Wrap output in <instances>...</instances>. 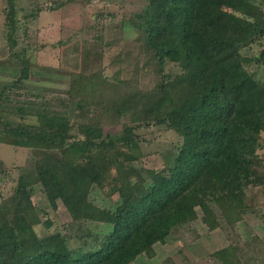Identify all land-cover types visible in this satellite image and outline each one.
Listing matches in <instances>:
<instances>
[{
  "label": "trees",
  "instance_id": "1",
  "mask_svg": "<svg viewBox=\"0 0 264 264\" xmlns=\"http://www.w3.org/2000/svg\"><path fill=\"white\" fill-rule=\"evenodd\" d=\"M7 2L5 38L22 68L12 83L0 81V105L11 90L16 88L19 95L30 78L26 52L14 53L20 9L16 0ZM145 2L129 29L140 34L149 57L145 68L155 72V79L147 85L141 81L129 94L119 89L118 75L110 80L101 68L85 74V62L79 74L82 93H75L78 109L85 105L95 111L97 104L104 106V113L81 124V139L68 144V106L59 111L56 105H39L38 125L15 124L0 116V143L33 151L32 168L20 174L12 194L1 203L5 223L0 226V264H130L141 255L153 258L155 245L164 244L177 230L185 232L198 219V207L210 231L222 227L220 219L227 226L242 220L248 193L262 181L255 164L261 160L264 81L248 67L264 64V49L255 56L244 52L264 40L263 8L253 0ZM91 53L86 50L85 61ZM95 57L101 62V55ZM169 66L181 74H168ZM34 109L33 104L20 112ZM116 122L123 133L112 140L102 124ZM139 123L167 126L182 139L161 170L139 169L116 153L123 146L139 145L132 137V125ZM2 166L0 160V172L6 176ZM111 170L118 175L108 192L120 198L114 210L90 199ZM33 177L51 183L57 194L50 200L53 208L61 202L73 222L101 224L110 231L102 238L89 231L86 238L92 242L83 236L78 248H72L62 232L39 235L37 226L50 229L52 223H43V213L32 200ZM234 250L228 246L212 259L232 264Z\"/></svg>",
  "mask_w": 264,
  "mask_h": 264
},
{
  "label": "rangeland",
  "instance_id": "2",
  "mask_svg": "<svg viewBox=\"0 0 264 264\" xmlns=\"http://www.w3.org/2000/svg\"><path fill=\"white\" fill-rule=\"evenodd\" d=\"M253 1L264 11V0ZM16 2L21 21L16 34L18 45L14 53L26 52L30 61V78L24 82L22 91H18L19 95L16 88L11 90L8 100L0 105V116L4 121L38 125L36 114L39 112V105H56L59 106V111L68 106L66 111L69 112L71 127L68 144L71 145L82 138L81 124L87 123L90 116L104 113V106L97 104L93 105H96L95 111L85 105L82 110L78 109L80 99L75 93H82L79 74L85 62L88 65L85 74L101 68L103 76L110 80L115 81V76L118 75V84L122 85H119V89L124 88L129 94H134L133 90L141 86V81L147 82V85L155 79V72L145 68L149 57L143 52L140 34L129 29V24L135 22L134 18L145 6V0H74L70 4L68 0ZM39 9L42 11L39 12ZM6 10L7 0H0V81L10 84L20 76L22 65L17 57H12L13 52L5 38L8 33ZM260 43L261 45L256 44L250 50H245L244 54L258 55L264 49V40ZM86 50L93 53L85 61ZM96 54L102 56L99 63ZM169 68L168 74H181L176 66ZM248 68L256 78L264 81V64L253 63ZM69 89L70 94H67ZM64 100L61 106L60 103ZM33 104L34 110L20 112V109H28ZM100 119L103 120L102 117ZM102 125L104 133L112 140L123 133L117 122ZM132 126V137L138 140L139 145L135 148L123 146L116 153L131 159L132 164L139 169H163L167 159L182 145V139L167 126L156 123ZM126 138L131 136H125ZM260 143L261 160L255 164V172L262 181L257 190L248 193V208L241 210V221L234 226H227L225 220L220 219L222 227L210 231L203 223V212L198 207V219L185 232L177 230V235H171L164 244L155 245L153 258L141 255L130 264H221L212 259V254L228 246L235 249L236 257L232 264H264V132L260 136ZM31 155L33 151L30 149L0 143V160L3 163L2 170L6 173L3 176L0 172V226L5 223L1 203L12 194L20 174L29 172L32 168ZM117 175L116 171H109L106 181L90 198L94 204L115 209L120 198L111 195L108 190ZM33 181L32 200L43 213V223L46 220L52 223L50 229L43 224L37 226L35 230L39 235L62 232L68 237L69 245L78 248L84 243L81 238H86L89 231L99 233L100 238L103 237L102 233L110 231L101 224L73 222L61 202H57L56 208L51 205L50 200L57 196L51 183H38L35 177ZM214 208L220 215L217 208ZM86 240L92 242L91 239Z\"/></svg>",
  "mask_w": 264,
  "mask_h": 264
}]
</instances>
